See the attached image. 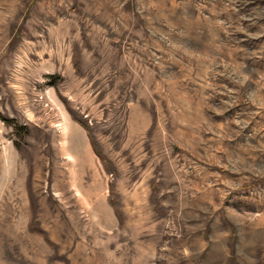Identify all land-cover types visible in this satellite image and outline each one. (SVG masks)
Segmentation results:
<instances>
[{
	"label": "rangeland",
	"instance_id": "obj_1",
	"mask_svg": "<svg viewBox=\"0 0 264 264\" xmlns=\"http://www.w3.org/2000/svg\"><path fill=\"white\" fill-rule=\"evenodd\" d=\"M0 264H264V0H0Z\"/></svg>",
	"mask_w": 264,
	"mask_h": 264
}]
</instances>
